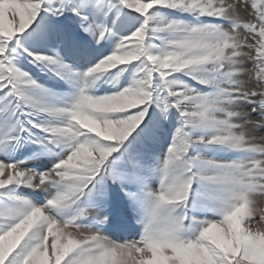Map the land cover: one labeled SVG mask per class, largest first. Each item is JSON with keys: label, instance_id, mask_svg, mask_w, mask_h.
<instances>
[{"label": "snow or ice", "instance_id": "obj_1", "mask_svg": "<svg viewBox=\"0 0 264 264\" xmlns=\"http://www.w3.org/2000/svg\"><path fill=\"white\" fill-rule=\"evenodd\" d=\"M0 264H264V0H0Z\"/></svg>", "mask_w": 264, "mask_h": 264}, {"label": "rangeland", "instance_id": "obj_2", "mask_svg": "<svg viewBox=\"0 0 264 264\" xmlns=\"http://www.w3.org/2000/svg\"><path fill=\"white\" fill-rule=\"evenodd\" d=\"M129 239L133 238V237H128Z\"/></svg>", "mask_w": 264, "mask_h": 264}]
</instances>
